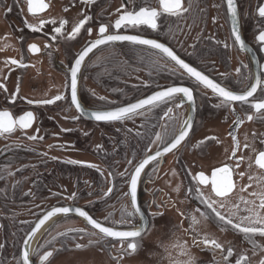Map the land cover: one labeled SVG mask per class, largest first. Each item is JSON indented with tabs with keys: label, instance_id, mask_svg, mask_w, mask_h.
<instances>
[{
	"label": "rangeland",
	"instance_id": "374dc122",
	"mask_svg": "<svg viewBox=\"0 0 264 264\" xmlns=\"http://www.w3.org/2000/svg\"><path fill=\"white\" fill-rule=\"evenodd\" d=\"M113 3L114 0L111 6ZM117 6L114 3L111 12L106 5L90 11L92 15L96 14L98 18L104 19L115 14ZM50 15L54 19L58 18L59 10L55 8ZM42 20L27 17L31 24H38ZM33 37L34 34L31 38ZM85 39L86 29H82L79 45ZM78 42H64L66 64L71 62L73 46ZM42 64V72L38 68L35 73H27V109L33 110L37 118L35 127L27 132V147L24 146L27 148V163L17 161L10 169H2L0 173V176L9 178V182L27 184V205L12 210L17 218L10 217V212L1 217L0 264H18L13 257L18 255L26 232L45 210L57 204H77L99 221L108 222L111 226L129 228L137 225L136 217L129 219L126 224L118 223L125 210L133 211L125 195L131 173L149 149L154 152L171 140L172 132L168 129L172 130L178 118L170 117L160 122V130L155 136L153 134L159 116L164 112L158 106L123 121L107 124L87 122L75 113L69 103L66 76L53 69L49 63ZM169 70L166 62L147 51L132 46L104 47L88 61L82 72L80 97L87 107L97 110L126 105L166 87L171 82ZM58 95L63 99L51 104L42 103L54 100ZM157 135L161 137L159 141L156 139ZM32 136L37 139H30ZM242 144L239 156L243 160V166L235 174L236 190L229 198L221 200L205 193L192 178L195 167L209 165V161L203 162L191 156L193 160L190 161V167L194 169L191 174H187L178 171L176 157H166L167 164L161 171L158 183L148 189V193L156 200L160 199L159 207L154 204L152 212L163 214L150 217V225L140 240L136 254L125 262L123 260L122 264H170L169 256L174 261L187 260L188 256L181 255V248L174 245L185 246L188 254L196 259V264H236L238 259L244 257H247L245 264H260L264 261V237L254 236L252 239L259 245L254 247L247 236L234 229L231 224L220 221L203 202L212 203L217 212L233 223H238L241 217L253 213L264 217V208L260 206L261 197L264 196V173L251 171L250 168L251 157L259 149L258 144L254 147L251 146L252 142L245 140ZM4 145V141L0 142V148ZM222 146L220 151L225 149L222 162L229 163L231 146ZM214 165L215 163L209 167ZM153 172H147L144 179L152 180ZM110 188L112 191L109 194ZM197 189L202 193L203 199ZM148 196L140 190L141 207L144 211L149 209ZM201 213H207L208 219H204ZM193 217L198 223L192 222ZM83 224L85 223L72 217L57 222L39 242L36 254L52 247L55 241L62 242L59 249L61 252L69 245L85 243L87 239L96 237ZM249 226L264 228L262 224ZM82 237H85V242L78 240ZM205 238L208 241L215 240L221 245V249H214L210 244L205 246ZM186 240H189L190 247ZM10 242L15 247L12 251L9 250ZM165 248H168L167 252ZM113 252L115 255L87 249L66 256L59 263L112 264L113 257L117 256L116 250Z\"/></svg>",
	"mask_w": 264,
	"mask_h": 264
},
{
	"label": "flooded vegetation",
	"instance_id": "af4514ba",
	"mask_svg": "<svg viewBox=\"0 0 264 264\" xmlns=\"http://www.w3.org/2000/svg\"><path fill=\"white\" fill-rule=\"evenodd\" d=\"M112 1L113 0H93L92 3L86 4L83 0H43L47 7L42 13H40V15H32L28 11L27 0H0V85H3V87H0V112L9 111L14 119H18L19 116L26 114L29 111H31L34 116V122L28 129L20 130L17 128L11 134L6 133L0 135V142L4 141L6 143V145L0 148V173L2 169H10L17 161L27 163V132L35 127L37 121L35 112L31 109H27V73H35V71H38V68L42 72L43 62L49 63L53 69L61 72L66 76L68 91L67 98L72 109L75 111L70 97L71 68L80 53L91 42H94L99 38V28L102 25L106 26L108 29L105 35H138L141 38L151 39L164 44L172 50L179 59L183 60L190 67L195 68L197 71L207 76L213 82L225 87L227 90L233 91L234 94H243L252 84L257 80H260L262 82L261 87L257 89V92L253 97L249 98L248 104L232 102L230 106H225L222 99L213 93L211 89L204 88V86L200 85L195 78L190 77L183 69H180L173 61L164 57L158 50H154L149 46L137 45L129 42H110L98 47L86 59L80 75L81 79L82 72L88 61L97 53V51L104 47L122 48L124 46H132L133 48L135 47L153 54L157 59L163 60L168 64V68L170 69L168 75L171 79V82H169L166 87L159 88L154 92L169 87H187L192 92L194 122L191 132L181 149H179L176 154L173 152L167 157L170 159L176 157L175 164L178 171L180 173L186 172L187 174H191V171L194 169L193 167H190V161L193 160L191 156H195V158L200 159V161H209L210 163L206 166L195 167L196 170L192 178L197 186L196 175L200 172L210 176L214 169L227 166L231 169L233 174L237 173V171L243 166V160L234 162L231 160V156L234 152L233 148L235 145L240 148L237 151L238 154L241 153V146H243L242 143L245 140L247 142H252L251 146L254 147L258 144L259 148H257L258 150L252 155V157L250 156L253 159L252 165H250L251 171L255 170L264 173V170L256 164L257 156L261 151H264V114L256 112V110L251 107V104L264 99V44L258 41V36L261 32H264V17L259 16V9L264 7V0H234V6L237 13L235 17L232 16L228 9L227 0H183L184 8H188L189 4L192 5L191 8L181 16L162 14L157 20V29L155 30L146 25H141L135 28L131 26H122L117 30L114 25L115 21L119 19L121 15L125 14L126 11L139 10L140 7H150L160 12L159 0H134V2L133 0H114V3L118 4L115 14L104 19H101L100 17L98 18V15L96 14L92 15L90 10H95L97 7L100 8L102 5H106L107 10L111 12V9L113 8L112 6L114 5L113 3L111 6ZM80 7L81 9L79 10ZM55 8L56 10H59L60 13L59 17L56 19L50 15L51 11H54ZM23 14L25 16H23ZM27 17L28 19L40 18L46 23L39 31L34 32L28 27V25L38 27L41 21L38 22V24H31L27 21ZM86 17L90 18L84 25V28H82L86 29V39L84 40V43L81 40V45H79L78 40L80 38V33L74 39H69L68 37L71 35L73 28ZM53 20L56 21L55 24L51 23ZM61 21H67V23L61 26ZM56 28H61L62 34H57L55 32ZM234 28L243 41V49L235 40L233 35ZM87 29L91 30V34H89ZM33 34L35 37L31 38ZM65 37H67V39H64ZM67 40L72 41L71 44L78 42L76 46H73V56L71 57V62L69 64L65 63L67 62V59L65 57L63 46L64 42ZM33 44L39 48L38 53L34 54L29 51L30 46ZM12 60L17 61V63L12 64ZM78 96L80 102L86 109L97 110L87 107L81 100L79 87ZM156 106L162 107L164 112L159 116V121L153 136L159 132L158 130L160 129L158 127L160 126V122L162 123L170 117L178 118H176L177 121L174 122L175 126L172 130L168 129L170 133L172 132L171 140L154 152L149 149L140 163L150 155H154L157 151L162 150L173 140L181 129L185 118L189 114L191 103L189 105V102H187L182 95L175 94L174 98L167 102H161ZM169 109H171V112L168 111ZM75 113L81 119L85 120L76 111ZM249 116L252 117L251 120L248 119ZM107 123L110 122L94 124ZM234 138L235 140H239L240 144H233L232 141ZM227 141L229 143H227ZM222 145L231 146L230 154L228 156L229 163L222 162V159L225 156V149L220 151L221 147H223ZM215 155L216 157H214ZM213 163L217 164L209 167ZM159 164L160 159H156L147 166L137 187V200L141 210L148 218L149 225L151 216L162 214V212H152L151 209L154 204L159 207L158 202L160 199L157 198L156 200L152 194L148 193L149 187L152 188L158 183L160 172L164 168H159ZM149 171L154 174L152 180L147 178L144 179L145 174ZM26 185L19 181L9 182V178L4 175L0 176V231L2 229L1 217L10 212V217L17 218L16 215L12 213L14 212L12 210L15 208L21 209L27 205ZM129 185L130 179L127 185V193H129ZM8 188H11V190ZM140 190L144 192V194L149 195V209L146 210L147 212L141 207ZM127 197L131 206L129 195ZM161 202L163 203L164 201L161 200ZM66 206L81 208L92 219L101 223V225L116 230H134L140 221L138 219L137 225L133 227L130 226L129 228H124L123 226H111L108 222L104 223L96 219L95 216L85 208L80 207L77 204L68 203L62 205L57 204L56 206L45 210L35 222H37V220L48 211ZM67 217L82 221L76 216L68 215L61 217L54 222L34 245L29 257L30 264H41V258L49 252L52 253V255L49 257L48 261L44 262V264H54L60 257L66 254L72 256L75 253L85 251L86 249H94L100 254L112 253L114 255L115 252L113 251L116 250L117 256L113 257L114 262L118 259H130L136 254L127 250L126 243L122 248L118 240L103 237L102 234L98 233L87 224L83 225L93 231L96 234V237L87 239V242L83 240L85 237L78 238L79 241H84L85 243H71L73 245L67 246L65 249H62L61 252L59 249H61L62 242L55 241L52 247L44 249L40 254H36L37 246L41 239L50 233L51 228L56 225L57 222H60ZM34 224L30 226L23 237L18 255L13 257V260H17L18 264H22L21 249L23 241L32 230ZM45 239L46 238H44V242H46ZM9 245L11 246L9 250L12 251L13 248L15 249L11 242ZM77 245H80V248H77ZM161 261L162 260H160V262Z\"/></svg>",
	"mask_w": 264,
	"mask_h": 264
},
{
	"label": "snow or ice",
	"instance_id": "6c2138e0",
	"mask_svg": "<svg viewBox=\"0 0 264 264\" xmlns=\"http://www.w3.org/2000/svg\"><path fill=\"white\" fill-rule=\"evenodd\" d=\"M83 2L87 4V3H92L93 0H83ZM27 3H28L29 13L33 15L43 11L47 7V5L43 2V0H27ZM227 5L232 16L235 17L237 13H236V8L234 6V0H227ZM159 6L161 9L160 12L150 7H140L139 10L126 11L125 14L121 15L119 19L115 21L114 27L115 29L119 30L122 26L123 27L131 26L135 28L141 25H146L149 28L155 30L157 29V20L162 14H168L171 16H181L184 12L188 11L192 5L189 4L188 8H184L183 0H159ZM259 16L264 17V7H261L259 9ZM88 19L90 18L86 17L84 20H81L73 28L72 33L68 38L74 39L80 33L81 29L84 28V25L87 23ZM45 23H46L45 21H41L38 27L33 25H28V27L35 32V31H39L40 28H42ZM51 23L55 24L56 21L53 20L51 21ZM66 23L67 21H61V26H63ZM107 30L108 29L106 26L103 25L100 26L99 38L96 39L94 42H91L80 53L78 58L75 60V65L71 68V103L76 106L78 111L81 112L83 111L77 99V74L80 70L82 62L85 60V57H87L88 54L93 51V49L97 48L100 45H106L110 42H116V41H128L133 44L146 45L154 50H158L164 57L173 61L176 65L179 66L180 69H183L190 77L195 78V80L200 85H203L204 88L211 89L213 93H215L219 98L222 99V102L225 106H230L232 102H241L244 104H248L249 98L253 97L254 94L257 92V89L261 87L262 82L260 80H257L243 94H234L233 91L227 90L225 87L221 86L218 83L213 82L211 79L203 75L201 72L197 71L195 68L190 67L183 60L179 59L174 54V52L170 50L168 47H166L164 44L158 43L151 39L141 38L138 35H120V34L105 35ZM87 31L89 32V34H91L90 29H87ZM55 32L57 34H62L61 28H56ZM233 35L235 37L236 42L239 43L241 48L243 49L244 48L243 41L241 40V37L239 33L235 30V28L233 29ZM258 41L264 44V32L260 33V35L258 36ZM29 51L35 54L39 52V48L35 44H33L30 46ZM11 63L16 64L17 61L12 60ZM0 87H3V85H0ZM180 93L183 94V97H186L189 101H192V92L189 88L169 87L164 91H160L155 95H152L151 97L139 100L137 103H132L126 107H120L116 110L95 111L92 113V117L96 121H103V122L123 121L138 114L140 110L144 109L145 107H154L161 102H167L168 100L174 98L175 94H180ZM61 99H63V97L58 95L55 97L54 100H47V101H43L42 103L51 104ZM251 107L254 108L256 112H261L262 114H264V99H261L251 104ZM168 111L171 112V109H169ZM248 119L251 120L252 117L249 116ZM33 122H34V116L31 111L19 116L18 119H14L9 111H2L0 112V135L6 133L11 134L17 128H19L20 130L28 129ZM187 127H189V124L187 121H185V128L180 130L179 133L173 138L170 145L165 148L164 150L165 152H170L173 149H176L177 146L182 141L185 140L186 136L188 135V132L186 130ZM30 139L35 140L37 139V137L32 136L30 137ZM156 139L157 141H159L161 137L157 135ZM160 155L161 153L157 151V153L154 156H150L144 159L141 163H139V165L134 170V174H132L130 177V193H125L126 196L130 195L131 206L133 211L128 212L127 210H125L121 216V220L118 223L126 224L129 219L134 218L136 216H140L141 226L139 228H136L135 230H113L110 227L102 226L101 223L92 219L85 211H82L77 208L75 209L76 214H78L80 217L85 218L88 224L92 226V228L98 229V231L103 235V237H109L112 238L113 240H118L122 248L126 243L127 250H130L131 253H136L138 248L140 247V240L142 239L143 235L146 232V224L143 223L144 220L143 215L141 213L140 208L137 207L138 180L145 166L148 165L152 160H156ZM129 163H131V161H129ZM256 164H258L261 169H264V151H261L259 153V157L256 160ZM196 179L200 184H206L209 182V178L205 176L202 172L198 175V177H196ZM210 183L212 185V191L215 193L217 197H227L233 189V182L229 167L224 166L217 168L215 171H213L211 174ZM111 191L112 189L110 188L108 192L111 193ZM197 193H199V189H197ZM199 194L201 196V199H203L202 193ZM203 202L206 204L208 208L212 209V211L215 213L216 217L220 221L225 222L227 224H231L234 229L242 233L244 236H247L249 240L253 243L254 247H259V245H257L252 238L256 235L264 237V228H257L249 225L251 224L264 225V217H260L258 214L253 213V215L241 217L238 223H233L231 219H226L223 215L217 212L216 209L213 208L212 203H209L208 201H203ZM260 206L264 208V196L261 197ZM71 211L72 209L68 207H59L53 209L47 214V216H45L44 219L40 220V223L38 225H36V229L33 230V235L35 234V231L39 230V227L49 217L54 216L56 214L67 215ZM248 211H251V209H248ZM201 216L204 219H208L207 213H201ZM246 221L249 223L246 224ZM192 222L194 224L198 223L195 217L192 218ZM30 239L31 237H29V240ZM25 243L27 244L28 241H25ZM203 243L205 246H208L210 244L211 247L214 249H221V245L217 243L215 240L208 241V239L205 238ZM174 246L180 247L181 255L188 256V259L182 262L174 261L173 258L169 256L170 264H196V259L188 254L185 246H181V245H174ZM76 247L80 248V245H77ZM165 251L167 252L168 248H165ZM51 255L52 253L50 252L46 253L41 258V264H44L45 261H48ZM229 255H231V249H229ZM225 260H227V257H225ZM246 260L247 257H244L243 259H238L236 261V264H245ZM22 264H29V255L27 251H25L22 255ZM260 264H264V261H261Z\"/></svg>",
	"mask_w": 264,
	"mask_h": 264
},
{
	"label": "water",
	"instance_id": "95a60500",
	"mask_svg": "<svg viewBox=\"0 0 264 264\" xmlns=\"http://www.w3.org/2000/svg\"><path fill=\"white\" fill-rule=\"evenodd\" d=\"M43 11H44V10H43ZM43 11L38 12V13L35 14V15H40V13H42ZM32 15H33V14H32ZM122 42H128V41H116L115 43H122ZM129 43H131V42H129ZM132 44H133V43H132ZM137 45H138V44H137ZM100 46H101V45H100ZM100 46H98V47H100ZM144 46H146V45H144ZM98 47H97V48H98ZM97 48L93 49V51H95ZM93 51H92V52H93ZM92 52H90V53L88 54V56H89ZM88 56L85 57V60L82 62L81 67H80V70H79V72H78V74H77V99H78V102H79V104L81 105V108L83 109V111H82V112H81V111H78L77 108H76V106L72 104L73 107H74V109H75V111H76V112H77L82 118H84V119L87 120V121L94 122V123H105V122H103V121H96V120L92 117V113L95 112V111L116 110V109H118V108H120V107H126V106H128V105H130V104H132V103H137L139 100L146 99V98H148V97H151L152 95H155L156 93H158V92H160V91H164V90L167 89V88H166V89L159 90V91L154 92V93H152V94H150V95H148V96H146V97H143V98H141V99H139V100H136V101H134V102H132V103H129V104H126V105H123V106H120V107H116V108H111V109H106V110H90V109H86V108L82 105V103L80 102V100H79V96H78V87H79V80H80L81 70H82L83 65H84L86 59L88 58ZM74 65H75V62H74ZM74 65H73V66H74ZM180 95H182V97H183V94H182V93H180ZM70 97H71V72H70ZM183 98L186 99L187 102H189V105H190V103H191V108H189V114H188L187 117L185 118L184 123H183V125H182V127H181V129H180V130H182V129L185 128V121H187L188 124H189V127H187V129H186L187 132H188V135H187L186 138H185V140H186L187 137L189 136L190 132H191V128H192V126H193V122H194V109H193V106H194V105H193V101H189L186 97H183ZM149 108H151V107H145L144 109L140 110L139 113H141V112H143V111H145V110H147V109H149ZM139 113H138V114H139ZM136 115H137V114H136ZM180 130H179V131H180ZM178 133H179V132H178ZM235 134H236V132H235ZM185 140L182 141V142L177 146L176 149H173V150L170 151V152H165L164 150H165L166 147H168V146L170 145V143H171L172 141H171L167 146H165L162 150L159 151V152L161 153V155L157 158V159H160L159 168H162L163 165L165 164V158H166L168 155H170L171 153L175 152L176 150H179V148L183 145V143L185 142ZM234 143L237 144V140H234ZM235 150H237V145H235ZM154 155H155V154H154ZM154 155H150V156H154ZM150 156H149V157H150ZM258 157H259V156H258ZM147 158H148V157H147ZM152 161H153V160H152ZM152 161H151V162H152ZM151 162H150L149 164H151ZM149 164H148V165H149ZM148 165H146L145 168L143 169V171H142V173H141V176H142L143 172L145 171V169L147 168ZM214 171H215V170H214ZM133 174H134V172H133ZM211 174H212V173H211ZM198 175H199V174H198ZM198 175H197V177H198ZM141 176L139 177V180H140ZM231 178H232V182H233L232 173H231ZM210 179H211V175H210V178H209V182L206 183V184H201V185H203V186H207L208 184L211 185V183H210ZM139 180H138V183H139ZM137 187H138V185H137ZM211 190H212V185H211ZM233 191H234V183H233V189H232V191L229 193V195H230ZM212 192H213V191H212ZM129 193H130V185H129ZM213 193H214V192H213ZM214 195H215V193H214ZM129 198H130V195H129ZM219 198H222V197H219ZM130 201H131V199H130ZM66 207L72 209V211H71L69 214H67V215H65V214H56V215H54V216L49 217V218H48L47 220H45V222L39 227V230L35 231V234L33 235V230L36 229V225H38V224L40 223V220L44 219L45 216H47V214H48L50 211H52L53 209L50 210V211H48L47 213H45L43 216H41V217L37 220V222H35V224H34L32 230L29 232V234L25 237V239H24V241H23L22 249H21V258H22V255H23V253H24L25 251L28 252V255H29V257H30V253H31V251H32V249H33V247H34V245H35V243H36V239H37L38 235L41 233V231H42V230H43L48 224H50L52 221L58 220V219H60L61 217L68 216V215L76 216V217H78L79 219H81L82 222H84L85 224H87L88 226H90V227L92 228V226H91L90 224H88V222H87V220H86L85 218L80 217L78 214H76L75 209H77V207H71V206H66ZM137 207L140 208L139 203H138V200H137ZM58 208H59V207H58ZM54 209H55V208H54ZM78 209L84 211V210L81 209V208H78ZM140 210H141V208H140ZM141 213H142L143 218H144L143 223L146 224V230H147V228H148V219H147V217L145 216V214L143 213L142 210H141ZM137 217H138L139 220H140V224L137 226V228H139V227L141 226V219H140V216H137ZM102 226H103V225H102ZM93 229H94V228H93ZM94 230L97 231L98 233H100V232L98 231V229H94ZM113 230H116V229H113ZM100 234H101V233H100ZM29 237H31L30 240H29ZM111 239H112V238H111ZM112 240H113V239H112ZM25 241H28V243L26 244ZM29 264H30V260H29ZM118 264H120V262H118Z\"/></svg>",
	"mask_w": 264,
	"mask_h": 264
},
{
	"label": "bare ground",
	"instance_id": "6f19581e",
	"mask_svg": "<svg viewBox=\"0 0 264 264\" xmlns=\"http://www.w3.org/2000/svg\"><path fill=\"white\" fill-rule=\"evenodd\" d=\"M254 158V157H253ZM253 160V159H252ZM57 220H55V221H52L50 224H48L42 231H41V233L38 235V237H37V239H36V243L40 240V238H41V236L43 235V233H45L48 229H49V227L54 223V222H56ZM136 229V228H135ZM134 229V230H135ZM35 243V244H36Z\"/></svg>",
	"mask_w": 264,
	"mask_h": 264
},
{
	"label": "crops",
	"instance_id": "0c3cea01",
	"mask_svg": "<svg viewBox=\"0 0 264 264\" xmlns=\"http://www.w3.org/2000/svg\"><path fill=\"white\" fill-rule=\"evenodd\" d=\"M86 250H87V249H86ZM93 251H94V249H93ZM66 256H68V254H66V255L60 257V258H59L54 264H60L59 262L61 261V259L64 258V257H66ZM127 260H128V259H127ZM124 262H125V260H124ZM83 264H86V263H83ZM112 264H114V263H112Z\"/></svg>",
	"mask_w": 264,
	"mask_h": 264
}]
</instances>
